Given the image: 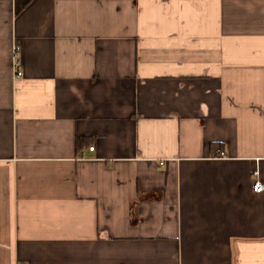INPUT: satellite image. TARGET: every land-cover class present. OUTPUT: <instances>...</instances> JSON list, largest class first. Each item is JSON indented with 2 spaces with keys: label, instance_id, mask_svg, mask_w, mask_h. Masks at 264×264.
Masks as SVG:
<instances>
[{
  "label": "crops",
  "instance_id": "crops-1",
  "mask_svg": "<svg viewBox=\"0 0 264 264\" xmlns=\"http://www.w3.org/2000/svg\"><path fill=\"white\" fill-rule=\"evenodd\" d=\"M255 181L264 0H0V264H264Z\"/></svg>",
  "mask_w": 264,
  "mask_h": 264
},
{
  "label": "built area",
  "instance_id": "built-area-1",
  "mask_svg": "<svg viewBox=\"0 0 264 264\" xmlns=\"http://www.w3.org/2000/svg\"><path fill=\"white\" fill-rule=\"evenodd\" d=\"M18 67H19V62H15V63H14V71L16 72V74H15L16 77H19V76H20V72H18ZM89 150L92 151L93 148H90ZM218 155H219L220 157H222V153H219V152H218ZM160 165H163V164L160 163ZM263 190H264L263 185H262L260 182L255 181V182H254V185H253V191H254L255 193H260V192H262Z\"/></svg>",
  "mask_w": 264,
  "mask_h": 264
},
{
  "label": "trees",
  "instance_id": "trees-1",
  "mask_svg": "<svg viewBox=\"0 0 264 264\" xmlns=\"http://www.w3.org/2000/svg\"><path fill=\"white\" fill-rule=\"evenodd\" d=\"M81 142V140L76 139V147L79 146V143ZM78 148V147H77Z\"/></svg>",
  "mask_w": 264,
  "mask_h": 264
}]
</instances>
